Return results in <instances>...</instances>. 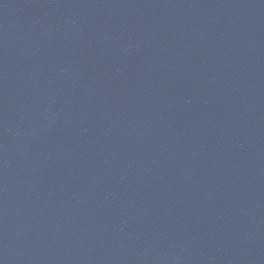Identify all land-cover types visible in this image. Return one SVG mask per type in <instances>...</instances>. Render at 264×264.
Returning <instances> with one entry per match:
<instances>
[{"label":"water","instance_id":"water-1","mask_svg":"<svg viewBox=\"0 0 264 264\" xmlns=\"http://www.w3.org/2000/svg\"><path fill=\"white\" fill-rule=\"evenodd\" d=\"M0 264H264V0H0Z\"/></svg>","mask_w":264,"mask_h":264}]
</instances>
